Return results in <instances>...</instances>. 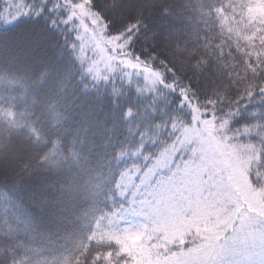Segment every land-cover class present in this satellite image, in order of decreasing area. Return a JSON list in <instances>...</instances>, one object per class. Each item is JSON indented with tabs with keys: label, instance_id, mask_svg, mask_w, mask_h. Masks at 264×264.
<instances>
[{
	"label": "trees",
	"instance_id": "trees-1",
	"mask_svg": "<svg viewBox=\"0 0 264 264\" xmlns=\"http://www.w3.org/2000/svg\"><path fill=\"white\" fill-rule=\"evenodd\" d=\"M77 1L117 40L107 66L84 52ZM16 6L28 14L0 22V264H170L143 182L203 119L249 146L264 194V0H0V14ZM138 222L137 251L109 238Z\"/></svg>",
	"mask_w": 264,
	"mask_h": 264
},
{
	"label": "rangeland",
	"instance_id": "rangeland-1",
	"mask_svg": "<svg viewBox=\"0 0 264 264\" xmlns=\"http://www.w3.org/2000/svg\"><path fill=\"white\" fill-rule=\"evenodd\" d=\"M20 7L1 13L0 22L27 15ZM73 8L84 52L94 57L93 66H107L117 40L107 36L85 2L77 1ZM202 121L185 130L175 148L155 163L143 182L146 196L139 209L158 218L156 235L173 248L170 264H231L239 254L255 258L264 248V194L249 182L251 149L240 143L239 134L226 133L225 122L218 124L224 131L219 133L215 123ZM108 235L127 250L142 248L141 222Z\"/></svg>",
	"mask_w": 264,
	"mask_h": 264
}]
</instances>
